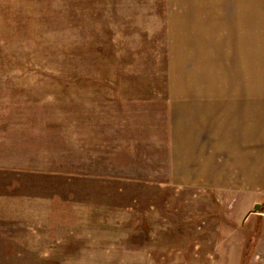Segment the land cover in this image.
<instances>
[{"label": "rangeland", "instance_id": "374dc122", "mask_svg": "<svg viewBox=\"0 0 264 264\" xmlns=\"http://www.w3.org/2000/svg\"><path fill=\"white\" fill-rule=\"evenodd\" d=\"M221 1L0 0V195L38 200L0 221V264H264V188L173 151ZM260 83L264 0H240V84Z\"/></svg>", "mask_w": 264, "mask_h": 264}, {"label": "crops", "instance_id": "0c3cea01", "mask_svg": "<svg viewBox=\"0 0 264 264\" xmlns=\"http://www.w3.org/2000/svg\"><path fill=\"white\" fill-rule=\"evenodd\" d=\"M203 9H211L212 16L219 14L216 19L198 20L201 25L205 24L206 30L205 37L198 40L197 64L204 63L211 79L196 85L187 84L186 90L194 91L181 111V117H185L184 127L188 128L184 133L180 132V127L176 126L179 122H174L173 151H212L201 160L196 158L193 161L195 168H190L191 174H199L198 178H204L207 183L219 182L218 185L226 186L233 179L240 181L241 173L245 177V186L264 188V83L240 84V0H222L219 4H207ZM197 10L199 12L201 8ZM215 27L226 32L230 29L228 36L232 38V44L228 39L221 41V36L213 30ZM198 71L201 73L202 69L197 66L196 75ZM223 151L229 158L220 160L218 155ZM13 165V162L8 163L4 172L13 171ZM6 183L4 188L11 186L10 182ZM3 194L0 195V212L8 218L0 221L9 220L3 227L13 225L19 218H31L30 208L38 201L35 196ZM44 199L52 201L50 196L39 200Z\"/></svg>", "mask_w": 264, "mask_h": 264}, {"label": "water", "instance_id": "95a60500", "mask_svg": "<svg viewBox=\"0 0 264 264\" xmlns=\"http://www.w3.org/2000/svg\"><path fill=\"white\" fill-rule=\"evenodd\" d=\"M260 208V205H256L255 210L253 212H257V210Z\"/></svg>", "mask_w": 264, "mask_h": 264}]
</instances>
